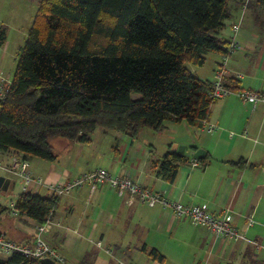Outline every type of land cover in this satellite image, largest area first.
Segmentation results:
<instances>
[{
  "label": "crops",
  "instance_id": "obj_1",
  "mask_svg": "<svg viewBox=\"0 0 264 264\" xmlns=\"http://www.w3.org/2000/svg\"><path fill=\"white\" fill-rule=\"evenodd\" d=\"M243 2L229 0L230 15L219 31V36L229 41L232 24L240 22V47L229 54L223 81L232 86L234 83L236 89L264 92V1L249 0L244 9ZM7 41L6 31V40L0 45V72L12 81L19 53L13 51L10 55ZM221 56L208 52L203 65L187 66L197 77L211 79ZM10 58L13 65H9ZM206 120L218 128L209 132L186 121H166L159 131L140 129L135 138L101 127L86 142L61 137L57 153L53 151L56 158H39L31 168L33 157H29L30 170L60 182L98 167L112 174H126L170 200L179 199L185 205L206 203L219 216L229 209L233 225L264 245V110L236 96L221 97L210 105ZM172 143L184 144L183 154L188 158L179 162L173 179L168 180L154 161ZM193 148H202L204 156L209 157L198 168L190 167ZM6 158L0 152V161ZM29 190L39 194L44 191L41 195L52 193L36 183H31ZM1 198L0 204L7 209L0 213V229L16 240L35 235L39 222L34 219L19 213L4 219L10 207ZM58 198L52 213L58 223L44 233V238L67 260L78 264H243L250 258L264 261V247L256 250L247 241L214 234L176 216L168 206L130 201L127 194L117 195L106 183L94 189L84 184ZM247 215L255 218L248 227ZM150 248H156L163 260L153 259Z\"/></svg>",
  "mask_w": 264,
  "mask_h": 264
},
{
  "label": "trees",
  "instance_id": "obj_2",
  "mask_svg": "<svg viewBox=\"0 0 264 264\" xmlns=\"http://www.w3.org/2000/svg\"><path fill=\"white\" fill-rule=\"evenodd\" d=\"M228 2L37 0L8 94L0 100L6 161L13 155L54 160L53 137L86 142L97 127L135 138L142 128L161 130L166 121L201 126L216 99L211 79L187 65L201 66L208 52L226 51L219 31L230 15ZM5 40L0 25V45ZM187 158L167 149L154 163L172 180ZM198 160L205 164L209 157ZM58 199L26 190L17 193L14 206L42 223ZM6 209L0 204V213ZM149 255L163 260L156 248ZM0 264L42 263L13 253Z\"/></svg>",
  "mask_w": 264,
  "mask_h": 264
},
{
  "label": "built area",
  "instance_id": "obj_3",
  "mask_svg": "<svg viewBox=\"0 0 264 264\" xmlns=\"http://www.w3.org/2000/svg\"><path fill=\"white\" fill-rule=\"evenodd\" d=\"M245 5L246 3H244L243 9ZM239 27V21L232 24L233 34L226 45V51L222 53V58L214 72V76L211 78L210 96L213 99L236 96L242 101L250 103L252 107L259 105L264 110V92L256 89L231 88L226 86L223 81L227 58L231 52L240 47L239 39L237 38ZM10 83L11 81L0 72V100L6 98ZM206 121V119L202 120L201 126L207 131L210 132L218 128L216 124L206 123ZM189 163L191 168L200 167V161L192 156L190 157ZM0 168L20 183V191L29 190L30 184L36 183L49 189L52 194L62 196L84 184H88L91 189H94L96 185L106 183L115 190L117 195L127 194L130 201L137 199L149 206L156 204L168 206L176 216L187 218L192 224L204 226L214 234L229 238L233 241H247L256 250L264 247L256 239L247 237L244 230L233 225V215L229 209H226L219 216L209 210L206 203L185 205L179 199L170 200L162 193L140 185L130 176L126 174H112L104 167L85 171L64 182L49 177L34 175L30 170L28 159L21 158L18 155L11 156L4 163L0 161ZM10 210L13 214L18 213V210L14 206V201L11 202ZM52 213L53 211L46 216L44 222L37 225V232L30 239L16 240L0 229V258H7L13 253H20L24 256L37 259L49 258L53 263L78 264L75 261L67 260L56 247L50 245L45 240L44 233L58 223L53 220ZM254 222L255 218L252 215L246 216V227L252 225ZM97 245L99 246L101 243L97 242Z\"/></svg>",
  "mask_w": 264,
  "mask_h": 264
},
{
  "label": "rangeland",
  "instance_id": "obj_4",
  "mask_svg": "<svg viewBox=\"0 0 264 264\" xmlns=\"http://www.w3.org/2000/svg\"><path fill=\"white\" fill-rule=\"evenodd\" d=\"M37 9V0H0V25L6 27V31L8 33V53L10 55L13 54V51H16L19 53L21 46L24 43V40L27 35L28 28L31 25V22L33 20L34 14ZM23 34L25 36H23ZM240 43V42H239ZM3 48V47H2ZM17 59L15 60L16 64ZM13 65V60L10 58V64ZM189 66H193L188 64ZM140 94L138 92H133L131 94V97H139ZM206 123H210L209 121H206ZM151 132V131H150ZM109 134H113L110 132ZM156 134V133H155ZM160 136V135H156ZM148 138V136H147ZM51 141L53 143V151L57 153L59 149V145L61 137H54ZM192 155V154H191ZM39 158L33 157L31 161V168L32 164L35 160H38ZM4 162V161H3ZM6 162V161H5ZM4 172L0 168V175H3ZM41 187V186H40ZM44 187V186H43ZM20 192V183L18 181L15 182L13 185H8V188L3 190L2 193H4V196L0 195L2 197V201L5 202L8 207L11 206L10 200H15L17 193ZM41 194H45L44 191L40 192ZM12 212L9 208V211L5 214L4 219H9L13 217ZM250 262L243 263V264H264L263 260L260 259H252L250 258ZM53 264H59V263H53Z\"/></svg>",
  "mask_w": 264,
  "mask_h": 264
},
{
  "label": "water",
  "instance_id": "obj_5",
  "mask_svg": "<svg viewBox=\"0 0 264 264\" xmlns=\"http://www.w3.org/2000/svg\"><path fill=\"white\" fill-rule=\"evenodd\" d=\"M185 149H186V146L184 144L172 143L170 146V150H173L179 153H183ZM191 154H192V157L200 159L204 157V150L202 148H197ZM9 184L14 186L15 180L10 179L9 177H6L4 175H0V188L2 190H5L8 188ZM39 261L42 264H53V261L49 258H42V259H39Z\"/></svg>",
  "mask_w": 264,
  "mask_h": 264
}]
</instances>
